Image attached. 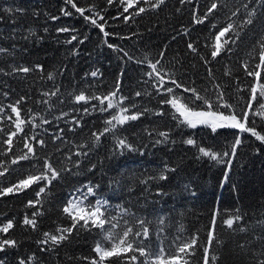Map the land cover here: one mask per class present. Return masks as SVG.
<instances>
[{"label":"trees","instance_id":"obj_1","mask_svg":"<svg viewBox=\"0 0 264 264\" xmlns=\"http://www.w3.org/2000/svg\"><path fill=\"white\" fill-rule=\"evenodd\" d=\"M212 2L165 0L153 9L155 0H142L125 12L121 0L111 4L107 0H73L86 10L84 16L104 25L109 34L105 36L66 0H0V48L5 50L0 52V190L47 172L46 160L59 172L56 179L39 180L23 191L0 196V224L14 222L9 233H0V239L17 241L15 248L0 252L6 264H18L20 259L26 264H89L82 257H95L92 249L97 242L110 246L104 239L108 230L116 234L127 227L140 231L138 221H144L150 236L147 240L135 239L152 252L159 251L161 241L172 252L177 238L187 240L194 234L200 245H205L214 211L215 236L223 242L211 246V252L219 256L217 264H258L264 260V143L236 129L213 133L207 127L188 128L171 106L161 103L170 97L166 92L158 93L156 77L147 75L152 72L148 61L160 60L158 69L168 74L164 86L173 88V94L183 102L197 110L206 108L184 88H194L213 102L222 92L238 113L243 111L255 82L254 77L246 75L245 65L248 71L261 70L256 66L260 44L264 43V0H215L217 9L203 19ZM141 7L145 11L136 14ZM253 9L254 22L245 24ZM64 11L70 15H64ZM198 19L203 23H197ZM229 23L234 30L222 38L228 40L225 50L213 58L215 37ZM61 28L67 31H58ZM189 43L195 46V52L188 48ZM36 64L42 65V70L35 69ZM22 66L34 70L13 72V68ZM97 70L99 74L91 76ZM118 77L119 95L127 97L122 104L129 109L127 114L143 115L117 125L97 143L92 133L108 127L105 122L118 109L101 112L100 107H106L107 102H76L74 97L81 92L88 97L105 96ZM172 79L182 87L176 88ZM136 92L141 95L136 96ZM21 97L24 99L17 106L25 123L9 148L4 141L16 130V114L9 106ZM221 110L226 114L231 111ZM255 119L256 124L249 121V126L264 135V123L259 117ZM160 132L168 133L169 139L156 144L157 139L163 140ZM237 135L242 143L230 166L200 156L199 147H204L229 159L223 153L230 152ZM189 137L196 146L183 143ZM122 138L138 150L117 148L116 140ZM26 143L32 145V153H28ZM26 153L29 159L11 163ZM165 165L175 171L167 172L166 180H159ZM226 170L228 179L224 180ZM88 186L94 188L90 200L106 201L102 210L109 218H116L112 223L118 227L111 229L106 224L103 230L79 229L78 235L74 232L59 246L50 241L38 244L45 239V232L58 235L57 228L70 226L63 208ZM41 187L45 191L37 196ZM29 201L34 202L32 206ZM34 212L36 228L25 227V216L32 218ZM237 214L243 219L232 229L224 225L225 219ZM29 257L33 259L29 261ZM201 257L202 248H198L191 264H198ZM111 264L119 262L113 260Z\"/></svg>","mask_w":264,"mask_h":264},{"label":"snow or ice","instance_id":"obj_2","mask_svg":"<svg viewBox=\"0 0 264 264\" xmlns=\"http://www.w3.org/2000/svg\"><path fill=\"white\" fill-rule=\"evenodd\" d=\"M67 3H71L72 7L76 9L81 16H84L85 9L79 8L73 0H66ZM109 4L113 2V0H107ZM142 0H121V3L125 5L124 11L128 12L129 9L141 3ZM143 2H147V0H143ZM181 3H184V0H180ZM165 0H155V3L151 4L153 9L158 8L163 5ZM218 5L213 0L211 6L207 9V13L203 19L207 18V15L211 14L215 9H217ZM247 7V5H245ZM92 9H88L91 11ZM5 11H12V9H5ZM19 11V9H18ZM63 11V10H62ZM144 8H138L137 13L144 12ZM64 15H70L67 11H64ZM99 16V13H96ZM236 13L233 12L232 16H235ZM256 15L255 9L249 11L247 14V18L245 19V24H252L253 17ZM101 20L103 17H99ZM127 20V17H124ZM52 19H56V17H52ZM84 19L90 21L91 24L95 25L100 29L101 32L104 33L105 36L109 35L104 31V25L98 24L96 19H93L89 16H84ZM203 19H198L197 23H203ZM234 30V25L229 23L227 27L221 29L216 37L215 43L213 45V51L211 52V56L216 58L222 51L225 50V45L228 43V40H222L223 37L230 31ZM47 31V29H45ZM58 31H67L65 28L58 29ZM73 39H76L74 36ZM107 43V41H105ZM108 47L115 48L114 45L109 44ZM188 48L193 52L196 51L195 46L192 43L188 44ZM230 50V49H229ZM5 51L0 48V52ZM127 55V53H125ZM161 57H163L164 53H160ZM161 63L160 60L155 61V63L148 61L149 67L152 69V72H149L147 75L152 77L153 75L156 77L154 81V87H156L157 92H166L168 93V99L161 100L162 104L171 106L172 109L175 110L176 113L179 114V117H182L181 123L186 125L188 128H196L198 125H203L207 128H210L213 133L217 132L218 129H236L242 133H250L254 136L258 141L264 143V135L256 130V127L249 126V121L253 125L256 124V117L260 118V122L264 123V43L260 44V52H259V64L256 66L260 71H248L247 66L245 65L246 75L252 76L255 78V82L250 86V96L246 101V107L242 112H237L235 110V106L228 102L225 99L224 94L218 93L216 97V101H210L208 98L199 95L196 89L194 88H184L185 92H191L195 100L202 101L204 105H206L205 109L197 110L195 107L190 106L188 103L182 101L181 97L175 96L173 94L174 90L171 87H165L164 81L167 73L162 74L161 69H158V65ZM35 69H41L42 65L36 64L34 66ZM33 68L30 67H19L13 68V72H22L29 73L33 71ZM2 71V69H0ZM98 70L91 72V76L96 77L98 75ZM123 72H121V75ZM211 74V73H210ZM48 78L52 79V73L48 74ZM171 82L176 86V88H181L182 85L178 83L175 79H172ZM121 90V80L118 77L114 88L112 91L108 92L107 95L99 97H88L83 92L74 97L76 102H87L90 99L99 100L101 105H104L107 102L106 107H100L101 112H106L109 109H118L115 115L111 117V119L107 120L105 123L109 125L105 127L102 132L92 133V136L95 138V142H99L101 137L111 130L115 129L117 125H124L128 121L137 120L143 113L135 112L132 114H127L129 112L128 108L122 106L123 101L127 99V97L120 96ZM56 93H51V95H55ZM136 96H140V92L135 93ZM117 97H119L117 99ZM24 97H21L20 100L16 102L15 105H10L11 111L16 114V122L15 127L16 130L11 132L8 136V139L4 141V143L9 145V148L12 145V139L17 135L18 132L22 131V125L25 121L20 119V109L17 105L21 103ZM132 107H135L133 105ZM95 108V105L93 106ZM221 109L231 110L227 114ZM3 111V109H0ZM88 109L85 108L84 112L87 114ZM162 112H157L156 115H162ZM62 115H67V113H63ZM176 118V117H174ZM115 121V123H113ZM47 123V121H43ZM79 124V121H76ZM160 137H163V140L157 139L155 141L156 144H161L169 139V135L166 132H160ZM40 144H43V141H39ZM175 143V141H173ZM183 143L190 146H196V141L191 137L183 140ZM242 140L239 135L235 137L234 143L231 146L230 152H224L223 156L229 157V159L224 160L221 154H218L215 151L210 149H206L204 147H199V153L201 157H208L210 160L215 161L216 163H224L227 165H231L233 163L232 157L237 154L238 146L241 145ZM25 147L28 149V153H32L34 151L32 145L26 143ZM83 147V145L81 146ZM116 147L119 149H127L128 151H137L138 149L134 148L132 144L127 142L126 138L117 139ZM82 153H78L80 155ZM86 155V154H82ZM29 159L28 154H24L22 156L13 159L11 163L15 164L18 160H27ZM79 163V162H77ZM95 167V166H93ZM44 168L47 172L42 173L38 176H28L26 179L20 180L18 184L13 185L9 188H4L0 190V196L6 195L8 193L19 192L27 189L30 185L36 183L39 180L48 179L49 181L52 179H56L59 176V172L53 168L51 163L47 160L44 163ZM4 171H8L7 168ZM175 171V169L169 168L165 165L164 171L159 175V180H166L168 177L166 175L167 172ZM47 173L51 175L48 176ZM3 175V172H0V176ZM228 179V171H225L224 180ZM143 183V181H142ZM223 183V181H222ZM45 189L43 187L40 188V191L37 192V196L40 193L44 192ZM94 194V188L92 186L87 187V193L84 195L83 199L86 200L88 195ZM33 201H29V206L33 205ZM35 203H39V201H35ZM107 204L106 201L97 200L95 205L82 206L83 200L69 201L68 204L63 208V213L67 215L70 219V226L57 228V234H51L45 232L43 235L45 237L44 240L37 241L38 244H46L49 241L53 246H59L63 242L68 241L70 236L76 232L78 235L79 229H83L84 231H90L93 228L104 229L105 225H110L111 229H115L118 227L116 223H112L115 220V217L109 218L106 215V211L102 210L104 206ZM122 211H126L123 210ZM37 213H33L32 218L25 216L23 220V225L25 227L30 226L32 229L36 228V220L35 216ZM243 217L239 214L234 217H229L223 221L224 225H226L229 229H232L234 223L236 221L242 220ZM162 222V221H161ZM141 226L140 231H134L132 227H127L120 234H116L111 230L107 231L104 239L109 242V245L102 244L97 242L92 249V251L96 254L95 257H82V259L88 260L89 264H111L113 260L118 261L119 264H191V258L196 256L197 249L202 248V257L198 264H217L219 256L218 254H213L211 252V246L215 244L223 243L215 236V226L217 223V212H213L211 225L212 228L207 232V242L205 245H200L199 238L197 235L191 236L187 240H179L178 243H175V249L172 252H169L163 246V241H161V246L158 252H152V250L143 242L137 241L136 237H143L144 240H147L150 236V230L148 227L144 226V221H138ZM14 227V222L12 220L7 221V223L0 224V233H9L11 229ZM240 231H245V229L241 228ZM17 246V241L14 239H0V252H5L7 249L15 248ZM243 247V246H241ZM138 254V255H137ZM141 258L143 260L141 261ZM33 257H29L28 260L31 261ZM0 264H6V260L0 259ZM18 264H26L24 259H20ZM258 264H264V260H260Z\"/></svg>","mask_w":264,"mask_h":264},{"label":"rangeland","instance_id":"obj_3","mask_svg":"<svg viewBox=\"0 0 264 264\" xmlns=\"http://www.w3.org/2000/svg\"><path fill=\"white\" fill-rule=\"evenodd\" d=\"M181 119H183V118L181 117ZM197 127H205V126H203V125H198ZM86 193H87V188H85V189H81V190H79L76 194H74V195L70 198V200H71V201L83 200V205H82V206L95 205L97 200H101V199H95V200H92V201H91V200H90V197H91L92 195H88V196H87V199L84 200L83 197H84V195H85ZM101 201H103V200H101Z\"/></svg>","mask_w":264,"mask_h":264}]
</instances>
